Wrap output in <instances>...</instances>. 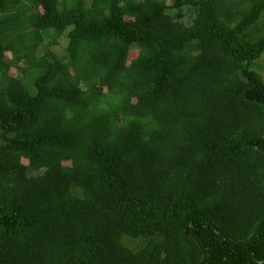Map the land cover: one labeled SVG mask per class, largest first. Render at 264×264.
<instances>
[{"label": "trees", "instance_id": "trees-1", "mask_svg": "<svg viewBox=\"0 0 264 264\" xmlns=\"http://www.w3.org/2000/svg\"><path fill=\"white\" fill-rule=\"evenodd\" d=\"M262 56L264 0H0V264H264Z\"/></svg>", "mask_w": 264, "mask_h": 264}, {"label": "rangeland", "instance_id": "rangeland-1", "mask_svg": "<svg viewBox=\"0 0 264 264\" xmlns=\"http://www.w3.org/2000/svg\"><path fill=\"white\" fill-rule=\"evenodd\" d=\"M168 4L173 3L174 0H166ZM170 13H172L173 15H175L178 12H184V10H170ZM67 45V38L65 37V35L63 34L62 36H60L57 40V44L52 45L50 47H48L46 45V42H42L41 45L39 46V50L38 51V55H41L44 53L45 49H50L52 52H54L55 54H57V56H62L64 54V49L65 46ZM137 52L136 49L133 48L130 52H129V60L134 58L136 56ZM8 56V55H7ZM258 64L260 67L264 68V56L261 57V59L258 60ZM262 71V73H264V70H262V68H260V72ZM10 74L15 75L16 74V70L14 68H12L10 70ZM263 75V74H262ZM263 79H264V75H263ZM83 88H85V86H82ZM23 162H26L25 160H23Z\"/></svg>", "mask_w": 264, "mask_h": 264}]
</instances>
